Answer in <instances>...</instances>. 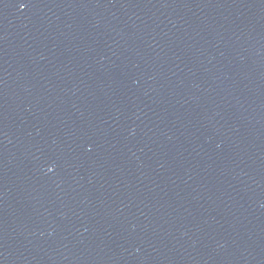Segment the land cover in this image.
<instances>
[{"label": "water", "instance_id": "water-1", "mask_svg": "<svg viewBox=\"0 0 264 264\" xmlns=\"http://www.w3.org/2000/svg\"><path fill=\"white\" fill-rule=\"evenodd\" d=\"M0 264H264V0H0Z\"/></svg>", "mask_w": 264, "mask_h": 264}, {"label": "clouds", "instance_id": "clouds-1", "mask_svg": "<svg viewBox=\"0 0 264 264\" xmlns=\"http://www.w3.org/2000/svg\"><path fill=\"white\" fill-rule=\"evenodd\" d=\"M48 171H53V169L52 168H49Z\"/></svg>", "mask_w": 264, "mask_h": 264}, {"label": "snow or ice", "instance_id": "snow-or-ice-1", "mask_svg": "<svg viewBox=\"0 0 264 264\" xmlns=\"http://www.w3.org/2000/svg\"><path fill=\"white\" fill-rule=\"evenodd\" d=\"M22 7H26V5H22Z\"/></svg>", "mask_w": 264, "mask_h": 264}]
</instances>
